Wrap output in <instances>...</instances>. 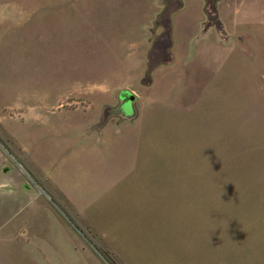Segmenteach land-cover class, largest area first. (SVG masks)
<instances>
[{"label":"rangeland","instance_id":"374dc122","mask_svg":"<svg viewBox=\"0 0 264 264\" xmlns=\"http://www.w3.org/2000/svg\"><path fill=\"white\" fill-rule=\"evenodd\" d=\"M0 264H264V0H0Z\"/></svg>","mask_w":264,"mask_h":264},{"label":"crops","instance_id":"0c3cea01","mask_svg":"<svg viewBox=\"0 0 264 264\" xmlns=\"http://www.w3.org/2000/svg\"><path fill=\"white\" fill-rule=\"evenodd\" d=\"M63 110H65V109H58V110H56V111H58V113H61V111H63ZM93 110V109H92ZM91 109L90 110H88L87 108L86 109H83V108H79L78 110H75L77 113H81L82 111L84 112L83 113V115H86V114H88V119H89V121H84V122H82L81 124H75V123H72V122H70V121H66V114H65V116L62 118V115H60V117L58 118V124L57 123H52L51 124V120L48 118V117H46L44 114H43V116H44V120L46 121V122H48V123H50V125H51V127L52 128H59V131L61 132V129H63V131H65L66 130V128L68 127V125H69V127H73V128H75V129H79V131H81V134L83 135V137L84 136H88V138H89V136L91 135V134H89V131L91 130V132L93 131V128H95V127H98V123L97 122H95V120L97 119V118H99L98 116H99V114H94L93 115V111H92ZM85 119V118H84ZM94 121V123L93 124H91L92 122ZM98 122H100V120H98ZM96 123V125H94ZM124 123V124H123ZM60 124V125H59ZM110 124H113V122L112 121H106V123H104V125H103V127L105 126V125H108V126H110ZM123 125H125L126 126V129H128L129 127V123H127V122H122V125H120L121 127H123ZM93 134V133H92ZM57 144L58 145H56V146H59V149H60V147H61V143H58L57 142ZM23 151V150H22ZM23 153L26 155V158L28 159V166H32L33 167V170L36 172H41L40 170H38L36 167H35V164L33 163V162H31L30 161V154H32V156L34 157V158H38L39 157V154L41 153V149H38V150H35L34 149V151L33 152H31V151H29L28 149H26L25 148V151H23ZM6 170V169H5ZM49 177H50V179H52L51 177L52 176H50L49 175Z\"/></svg>","mask_w":264,"mask_h":264},{"label":"water","instance_id":"95a60500","mask_svg":"<svg viewBox=\"0 0 264 264\" xmlns=\"http://www.w3.org/2000/svg\"><path fill=\"white\" fill-rule=\"evenodd\" d=\"M134 98H132V100H133ZM4 171H6V170H4Z\"/></svg>","mask_w":264,"mask_h":264}]
</instances>
